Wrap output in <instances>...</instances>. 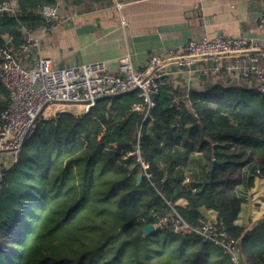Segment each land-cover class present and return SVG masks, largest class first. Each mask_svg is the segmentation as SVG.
Wrapping results in <instances>:
<instances>
[{
	"label": "trees",
	"instance_id": "16d2710c",
	"mask_svg": "<svg viewBox=\"0 0 264 264\" xmlns=\"http://www.w3.org/2000/svg\"><path fill=\"white\" fill-rule=\"evenodd\" d=\"M15 1V14L0 13V44L7 36L20 47L27 30L46 23L39 9L55 3ZM255 82L209 75L184 88L170 81L155 95L152 119L131 109L136 91L101 98L87 112L40 118L18 163L4 171L0 264H231L221 247L172 230L174 209L199 226L207 220L201 206L217 211L249 263L264 264V218L247 229L237 223L238 186L264 176V94ZM9 102L0 82V113ZM138 140L151 178H139L135 156L123 158ZM196 170L202 177L192 181L188 173ZM182 197L186 207L176 204ZM164 215L163 228L144 233Z\"/></svg>",
	"mask_w": 264,
	"mask_h": 264
},
{
	"label": "built area",
	"instance_id": "2783aa9c",
	"mask_svg": "<svg viewBox=\"0 0 264 264\" xmlns=\"http://www.w3.org/2000/svg\"><path fill=\"white\" fill-rule=\"evenodd\" d=\"M112 2L119 10L126 3L125 0ZM60 8L58 4L43 5L39 12L46 23L37 30L38 33L27 30L25 42L20 47L7 42L0 44V82L10 97L9 105L0 113V191L5 184L4 169L18 163L19 152L40 118H52L67 111L87 112L100 98L136 91L141 100L134 102L131 109L142 112L143 120L152 119L155 95L161 86L170 82L173 73L169 69L171 63L177 64L175 74H183L188 82L195 77L203 80L212 75L214 78L223 76L226 82L239 84L255 76V88L264 94V65L261 62L264 46L244 36L204 34L191 38L184 45L183 52L169 51L153 56L144 70L134 69L127 55L120 66L123 74L114 73L103 60L56 67L50 57L39 55L37 50L46 36L49 23L60 16ZM2 12L15 14L16 1L0 2ZM258 21L264 27V12ZM121 22L125 24L126 20ZM172 101L179 107L180 95L173 93ZM129 156H135L141 164V176L152 177L150 162L142 157L139 140L123 158ZM173 213L172 230L175 233L201 236L221 247L231 264H249L239 247V240L222 229L216 219L193 226L184 221L175 209ZM167 223L168 218L164 215L154 226L163 228Z\"/></svg>",
	"mask_w": 264,
	"mask_h": 264
},
{
	"label": "crops",
	"instance_id": "0c3cea01",
	"mask_svg": "<svg viewBox=\"0 0 264 264\" xmlns=\"http://www.w3.org/2000/svg\"><path fill=\"white\" fill-rule=\"evenodd\" d=\"M109 1L53 0L61 7L60 16L49 23L38 54L50 57L56 67L103 60L114 73L123 74L120 66L127 55L134 69L144 70L153 56L183 52L188 40L204 34L244 36L264 46V27L258 21L264 0H125L122 10ZM177 68L176 63L169 65L170 81L178 87L198 86V77L188 82L175 74ZM252 169L245 168L246 178ZM190 172L192 181L201 179L197 170ZM238 190L242 206L237 223L247 229L264 218V176L255 175L253 186L243 182ZM176 204L186 207L188 201L182 197ZM200 211L207 220L218 219L212 208L201 206Z\"/></svg>",
	"mask_w": 264,
	"mask_h": 264
},
{
	"label": "water",
	"instance_id": "95a60500",
	"mask_svg": "<svg viewBox=\"0 0 264 264\" xmlns=\"http://www.w3.org/2000/svg\"><path fill=\"white\" fill-rule=\"evenodd\" d=\"M5 37H7V36H5ZM213 172H214V168L212 169L211 178H210L209 182L212 181ZM139 178H142V176H139ZM155 230H156V228H155L154 224L146 225L143 229L144 233H146V234H150V233L154 232ZM249 264H253V263H249Z\"/></svg>",
	"mask_w": 264,
	"mask_h": 264
},
{
	"label": "rangeland",
	"instance_id": "374dc122",
	"mask_svg": "<svg viewBox=\"0 0 264 264\" xmlns=\"http://www.w3.org/2000/svg\"><path fill=\"white\" fill-rule=\"evenodd\" d=\"M48 33H49V31H47V33H46V36L48 35ZM46 36H45V38H44V40L46 39ZM42 44H43V42H42ZM41 44V45H42ZM41 47V46H40ZM201 78H203L202 76H201ZM197 80V79H196ZM202 81L203 80H199V82L197 83L199 86H200V84L202 83ZM233 93V94H238V91L237 90H232V91H229V93ZM244 95H246V96H248L249 94L248 93H244ZM127 96V98L129 99V98H131V96H133V95H126ZM106 98V97H105ZM139 100H141V98L139 99ZM138 100V101H139ZM109 101L111 102V98H109ZM203 238V237H202ZM205 240V239H204ZM208 241V240H207ZM209 242H211V241H209ZM213 245H215L213 242H211ZM213 245H211L210 244V246H213ZM215 246H217V245H215ZM216 248H218V246L216 247Z\"/></svg>",
	"mask_w": 264,
	"mask_h": 264
}]
</instances>
